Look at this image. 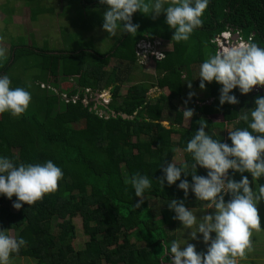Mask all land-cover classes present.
<instances>
[{"label":"trees","instance_id":"trees-1","mask_svg":"<svg viewBox=\"0 0 264 264\" xmlns=\"http://www.w3.org/2000/svg\"><path fill=\"white\" fill-rule=\"evenodd\" d=\"M46 1L24 0L31 21L53 12ZM83 1L90 8L127 12L122 36L107 54L84 43L66 49L12 44L0 68L1 77L35 57L42 71L33 85L15 78L0 90V258L164 264L159 251L174 242L167 229L178 226L179 211L211 204L241 210L256 182L264 191V174L256 170L264 160V94L232 89L225 70L236 66L218 59L214 43L229 30L253 38L264 83V0H186L177 7L175 28L157 14L156 0ZM8 11L12 18L15 8ZM161 38L172 41L173 49L156 61L157 82L139 81L133 93L123 95L129 75L143 65L140 42ZM113 59L119 66L109 71ZM153 88L170 95L154 102ZM108 89L113 97L106 105L97 95ZM176 100L192 111L189 128ZM168 109L171 127L163 124L169 122ZM227 125L235 128L225 134ZM178 149L185 162L174 166ZM217 178H223L227 193L213 184ZM149 199L157 201L163 227ZM76 219L83 220L88 239L81 251L75 247ZM58 220L63 223L56 225ZM160 231L164 239L156 240ZM10 232L17 233L12 249Z\"/></svg>","mask_w":264,"mask_h":264},{"label":"rangeland","instance_id":"rangeland-1","mask_svg":"<svg viewBox=\"0 0 264 264\" xmlns=\"http://www.w3.org/2000/svg\"><path fill=\"white\" fill-rule=\"evenodd\" d=\"M120 1L131 5H140L143 2V0ZM185 2L186 0H156L157 14H163L169 18L172 28H175L177 7ZM45 6L52 8L53 12L41 15L38 21L33 22L30 9L25 5L24 0H0V68L5 64L12 44L19 46L28 43L36 44L40 48L50 46L52 49H66L84 43L102 54H107L121 38L123 31L120 26L122 21L128 17L126 11L115 10L111 7H87L83 0H47ZM13 7L18 17L11 18L8 9ZM91 27H94V30L90 29ZM157 40L163 41L165 52L173 49L172 41L162 38ZM206 53L207 56L211 55L208 47ZM154 61V59H146L143 56V65L133 70L131 74L128 67L123 66L124 76L128 74L131 76L123 87V95L133 93L139 81L157 82ZM36 63L37 59L34 57L15 64L6 75L0 77V90L8 88L11 83L15 82V78L33 85L34 77L42 74ZM118 66L119 62L113 59L108 69L112 71ZM195 78L196 82L201 79L199 69L196 70ZM70 83L75 84V81L71 80ZM110 91L111 89H108L103 94H98L97 100L108 104L112 98L105 95L110 94ZM150 95L155 102L162 95H170V91L153 88ZM201 97H204V94ZM174 103L186 111L184 127L189 128L192 111L185 108L178 100ZM165 117L168 121L172 117L170 109L166 111ZM212 118L215 121L224 120L223 117ZM163 124L166 127L172 125L170 121ZM234 128V125H227L223 132L226 134ZM174 139L177 142L180 137L176 135ZM184 162V151L178 149L173 163L181 165ZM256 170L258 175L264 174V160L257 162ZM0 173L3 171L0 170ZM0 192H2L1 185ZM148 202L156 206L155 215L163 227L157 201L149 199ZM159 204L163 208V205ZM61 223L63 222L58 220L56 225ZM75 225L78 233L75 247L81 251L85 249L88 239L84 234L83 220L76 219ZM167 231L174 242L168 241L159 251V254L166 259L164 264H264V191L256 182L253 196L249 199L248 205L241 210L233 209L230 204L221 208H215L211 204L204 205L200 209L181 210L178 212V226L174 229H167ZM10 236L9 247L12 249L17 233L10 232ZM155 239H164L163 231H160ZM135 242L136 240L133 239V243ZM0 264H36V262L29 259L0 258Z\"/></svg>","mask_w":264,"mask_h":264},{"label":"built area","instance_id":"built-area-1","mask_svg":"<svg viewBox=\"0 0 264 264\" xmlns=\"http://www.w3.org/2000/svg\"><path fill=\"white\" fill-rule=\"evenodd\" d=\"M238 34L240 35V38H239V41H238V46L236 47V55H235V57L232 56V54H231L232 52L230 50V47L233 45L231 39L233 38L234 35H233L232 32H228V33H224L223 34V37L226 39V41H224L222 38H219V37H217L214 40V43H216L218 45V48H219V50H218V59L221 60V61H223V59H224L226 64H232V62L235 59L238 60L239 62H244V60L239 56L238 52L241 51V50H245V49L251 50V48H252L253 38L246 39L244 37V35L242 34V32H238ZM226 44L228 46H226ZM144 47H145V45H144ZM144 47H142L141 45L139 46V55L142 58H143V56H145L146 59H149V56L147 55ZM142 49H144V51ZM164 56H165V51L164 50L158 51L156 53V59H158V60L164 58ZM251 61L252 62L254 61V57L252 55H251ZM233 72H234L233 69L227 68L225 70V75L226 76H230V75L233 74ZM43 87H45V85H43ZM105 96H109L111 98V93L107 94ZM64 99L67 102H70V100L68 99L67 95H64ZM110 102L111 101H109L108 104ZM108 104H106V105H108ZM102 114H104V113H102ZM213 184L216 187H220L222 190L225 191V193L228 192V186L224 182L223 178H217L216 180H213Z\"/></svg>","mask_w":264,"mask_h":264},{"label":"water","instance_id":"water-1","mask_svg":"<svg viewBox=\"0 0 264 264\" xmlns=\"http://www.w3.org/2000/svg\"><path fill=\"white\" fill-rule=\"evenodd\" d=\"M240 35L236 34V37L233 38V45L230 47V50L232 52V56L235 57L236 55V47L238 46ZM226 41L225 39H223ZM226 46H228L226 44ZM251 53L250 50L245 49L242 51H239L238 54L244 62H240L238 64L237 69L234 71V73L231 75L230 79L232 80V89L236 88L242 79V77H245L247 79L251 78V73H258V68L255 66V63L251 61ZM222 65L223 63L220 62ZM250 84V88L254 90L256 93L261 92L264 94V83H262V77L258 76L256 79H250V81L247 83ZM245 84V85H247ZM108 112H104V115H107ZM114 116L117 117V114L114 113ZM125 119H128L129 116L125 115Z\"/></svg>","mask_w":264,"mask_h":264},{"label":"clouds","instance_id":"clouds-1","mask_svg":"<svg viewBox=\"0 0 264 264\" xmlns=\"http://www.w3.org/2000/svg\"><path fill=\"white\" fill-rule=\"evenodd\" d=\"M228 32H232L233 33V38L234 37H236V34H238V32H236V31H234V30H229V31H227V32H225V33H228ZM220 38H222V39H225L223 36H221ZM233 38L231 39V41L233 40ZM226 40V39H225ZM253 42V41H252ZM232 43H233V41H232ZM140 45L142 46V47H144V45H145V47H144V49H145V51H146V53H147V55L149 56V59H154L155 61V63H156V61L158 60V59H156V53L159 51V47L162 45V41H159V40H149V39H147V40H143V41H141L140 42ZM144 49H142L143 51H144ZM242 51V50H241ZM252 51V48H251V50H250V52ZM166 53V52H165ZM232 54V53H231ZM251 55L254 57V55H253V52L251 53ZM165 57V56H164ZM242 58V57H241ZM161 60V59H160ZM141 61H142V57H141ZM254 63H255V57H254V61H253ZM240 62L238 61V60H234L233 62H232V65L233 66H236V68H235V70L237 69V67H238V64H239ZM143 64V63H142ZM155 66H156V64H155ZM259 76V70H258V73L256 74V73H251V78L250 79H256L257 77ZM231 77V76H230ZM250 79H247V78H245V77H242V79H241V81H240V84L236 87V88H241V89H243V90H245V91H247V92H254V93H256L254 90H252L251 88H250V84H247L249 81H250ZM245 84H247V85H245ZM236 88H234V89H236ZM111 92V91H110ZM261 93V92H260ZM101 94V93H100ZM113 96H112V94H111V98H112ZM174 166H177V165H174Z\"/></svg>","mask_w":264,"mask_h":264},{"label":"flooded vegetation","instance_id":"flooded-vegetation-1","mask_svg":"<svg viewBox=\"0 0 264 264\" xmlns=\"http://www.w3.org/2000/svg\"><path fill=\"white\" fill-rule=\"evenodd\" d=\"M224 34V33H223ZM223 34H221V35H218L217 37H221V36H223ZM162 50H166V48L164 47V44H163V41H162V45L159 47V51H162ZM167 52V51H166Z\"/></svg>","mask_w":264,"mask_h":264},{"label":"crops","instance_id":"crops-1","mask_svg":"<svg viewBox=\"0 0 264 264\" xmlns=\"http://www.w3.org/2000/svg\"><path fill=\"white\" fill-rule=\"evenodd\" d=\"M14 8V7H13ZM15 17H18V15H16V14H14V16H13V18H15ZM27 45H32V44H28V43H26ZM185 106V105H184ZM181 110H184V109H182V107L181 106H178ZM185 108H187L186 106H185ZM185 111V110H184ZM186 112V111H185ZM221 263H222V261H221ZM184 264H186V263H184Z\"/></svg>","mask_w":264,"mask_h":264}]
</instances>
